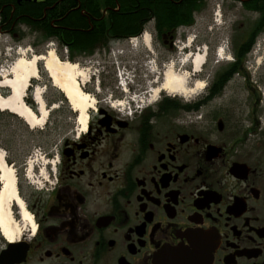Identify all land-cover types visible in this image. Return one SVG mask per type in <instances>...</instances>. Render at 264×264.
<instances>
[{
  "label": "flooded vegetation",
  "instance_id": "flooded-vegetation-1",
  "mask_svg": "<svg viewBox=\"0 0 264 264\" xmlns=\"http://www.w3.org/2000/svg\"><path fill=\"white\" fill-rule=\"evenodd\" d=\"M50 1L37 0L46 5L41 20L65 3L79 68L90 72L79 59L103 42L129 46L130 39L132 48L148 49L152 64L140 54L129 71L116 65L111 79H128L120 89L98 68L90 72L96 80L82 89L95 103L86 131L45 154L49 166L19 167L17 193L30 220L13 210L18 227L12 241L0 232V264H264V106L256 95L247 111L212 106L233 75L246 79L264 55V0ZM24 3L0 0V23L10 26L1 33L23 21L13 12ZM211 17L219 37L207 47ZM113 25L135 26V33L110 35ZM93 35L99 41L90 53L78 40ZM217 46L231 63L204 82V95L160 93L152 101L169 56L175 63L178 50L190 57ZM143 67L147 74L132 80ZM185 70L190 85L203 78L190 64Z\"/></svg>",
  "mask_w": 264,
  "mask_h": 264
},
{
  "label": "rangeland",
  "instance_id": "rangeland-1",
  "mask_svg": "<svg viewBox=\"0 0 264 264\" xmlns=\"http://www.w3.org/2000/svg\"><path fill=\"white\" fill-rule=\"evenodd\" d=\"M23 5L26 4L24 3ZM21 8L23 9V16H28L29 14L26 13V9L23 7ZM204 12L205 17L209 15L207 11ZM8 14L9 10L7 11V15L5 17L6 19L8 18ZM23 16H21V13H15L14 10L13 19L22 17L23 21L22 23L21 21L19 22L21 24L15 25L13 31L8 34L1 33L2 30H8L9 28H7V26L1 25L0 23V28H3L0 29V72L6 70V68L15 62L18 57H21V55L26 56V58H30L31 55L45 54L49 50H52L60 60L75 64L76 60H73L75 53L72 52L71 55L69 49H66L64 46L62 47L60 43L55 41V38L52 37L50 39V35H47L44 29L42 35L38 30H36L37 27L35 25H32L31 23L27 24L26 18ZM212 17L211 20L213 19ZM28 20L31 19L28 18ZM207 21L209 23L210 19ZM215 25L216 23H214L212 20V22L209 25H206L204 28L205 36L203 41H205V45L207 47L208 41L213 40L215 36L219 37L218 31H216V28L218 27ZM210 27L212 29H210ZM225 37L226 36L222 34L219 44ZM135 43H130L131 46H126V43L125 45H114L111 43V41H108L106 47L99 49V51L95 52L94 56L91 58L88 56L90 58L89 61L87 56L82 55V57L79 59V63L83 68L87 67L85 65H92V69L90 70L91 74L93 73L94 68H98L99 72L102 71L103 74H107L106 80H111L112 84H114V87L116 89H120L118 87V82L120 79L118 77L116 78L115 75L114 78L111 79V74H115V71L117 72L118 70L121 71V67H125V70L129 71L127 65L134 63L133 56H135L134 58L138 60L140 54H143V56H145V54H150L147 53L148 49L146 48H132V44ZM202 43L203 42H201V45ZM218 47L219 46H217V49H219ZM112 48L123 52H120L119 54H112ZM182 50L177 51L176 60L174 63L176 71H179L180 69L186 71L185 67L189 64L188 62L185 63L186 65L180 64L181 60L186 57L183 55ZM216 53V50L214 53L208 51L205 64L203 65L205 66V69L204 71L200 72V75L203 77L200 79V81H211L212 79L217 78L218 74L229 67L227 64H230L231 60L228 61L223 59L221 61L217 59ZM260 57L262 58L259 64L256 63L252 68L245 71L247 76L246 79H244V77L240 74H235L232 76L230 83L227 84L219 94L221 99L215 101V103L212 105L213 107H217L220 103L222 106L227 107V109L230 111L232 108L236 107L244 110L246 103L248 107L250 106V97H254L255 95L262 100L261 105L264 106V84H256L258 81L257 77L260 75L264 81V55L260 54ZM173 58L174 57L169 56V61L166 63V67L170 65L171 62H173ZM146 64H148V66L152 64L151 54L149 58L146 59ZM116 65H118V70L115 69ZM37 67L39 79L30 81L28 88L30 91L26 92L25 100L26 103L29 104V109L35 112L36 106L32 100V94L35 92V89H40L41 92H43V100L48 111H50L53 106L56 107L49 112L44 125L40 128L30 129L16 115L11 114L10 112H0V150L5 153V159L8 165L14 169L17 177L19 174V167H21V169L24 171L29 169L30 164L35 166L34 170H40L44 166H49L50 163L45 158V154H51L55 146L59 144L63 138H71L75 136L76 133L83 134V132L80 131L81 129L79 126H76V123L72 119L73 116L76 119V114L72 112L62 93L58 92L56 88L52 87L51 82L43 70L42 63H39ZM257 67L258 69H256ZM145 69L147 70L146 67H143L142 69L138 68L137 72H135L136 76L132 80L136 81L141 79V75H143L141 72L147 74ZM90 72H88L89 75ZM120 76L123 79H127V76ZM95 80L96 77H91L88 85L86 86H91V83ZM247 80H250L251 84L249 85L253 86V89L248 87V84L244 83ZM205 89L206 87L201 93L195 96L204 95L206 92ZM1 94L6 96L7 91L2 90ZM88 95L91 96V93ZM164 95L167 96L168 94L164 93ZM244 111H247V109ZM75 128H77V130ZM13 210L15 211L18 209L13 207ZM14 221L17 223L16 220Z\"/></svg>",
  "mask_w": 264,
  "mask_h": 264
},
{
  "label": "bare ground",
  "instance_id": "bare-ground-1",
  "mask_svg": "<svg viewBox=\"0 0 264 264\" xmlns=\"http://www.w3.org/2000/svg\"><path fill=\"white\" fill-rule=\"evenodd\" d=\"M145 41L147 42V40ZM223 56L222 48H219L216 57L222 61ZM205 60L206 50L203 48L190 57L183 58L180 64L186 65L185 63L188 62L193 75L196 76L200 74ZM39 63H42L43 70L52 87L62 93L70 109L76 114V126H79L80 131L84 133L88 124V111L94 107L95 103L94 99L82 90L89 82V74L86 70L79 68L76 63L60 60L52 50L45 54L34 55L29 59L18 57L9 70L0 73V88L9 91L5 98L0 96V111L16 115L30 129L40 128L44 125L49 112L56 107L53 106L48 111L43 100V92L40 89H35L33 94L35 112L24 104L30 81L39 79L37 69ZM190 76L192 75L189 72L182 69L176 71L174 63H171L166 67L159 84L153 88L152 101L160 93L181 97H193L201 93L205 88L204 82L196 80L190 85ZM31 168H35V166L30 164L29 169ZM16 184L15 171L6 163L5 154L0 150V232L8 241L14 239L13 231L18 227L13 219V207L19 210L21 221L30 220L24 204L18 196Z\"/></svg>",
  "mask_w": 264,
  "mask_h": 264
},
{
  "label": "trees",
  "instance_id": "trees-1",
  "mask_svg": "<svg viewBox=\"0 0 264 264\" xmlns=\"http://www.w3.org/2000/svg\"><path fill=\"white\" fill-rule=\"evenodd\" d=\"M53 1V2H52ZM55 0H51L48 3H54ZM65 3H59L52 7L50 10H46V19L37 21L35 19H42L43 17V9L44 4H41L39 2H33L30 1L26 5H24V8L26 9V13H28V17L31 20L26 19L27 24H32L37 27L36 30H38L43 35V29L46 32L47 35H50L49 38L52 37L55 38V41L60 43V45L63 47H66V49H69V52L72 55L73 52V46L75 45V41L72 39V29L74 28L73 20L71 19V15L66 16L67 9L64 8ZM22 7V6H21ZM21 7L15 8V13H21V16H23L22 12L23 9ZM34 19V20H32ZM55 19H61L58 21H52ZM50 22H52V26L50 25ZM124 26V27H123ZM10 26L7 25V28ZM45 27V28H44ZM108 28V34L113 35L115 33L117 34H134L135 31H131L134 29L135 26H127V25H116V26H106ZM101 32L103 30L101 29ZM47 40V39H46ZM97 41L98 36H88L83 39L78 40V44L82 47L87 49L90 53H93L94 50L97 47ZM103 46H107L106 42H103ZM72 58V57H71Z\"/></svg>",
  "mask_w": 264,
  "mask_h": 264
},
{
  "label": "water",
  "instance_id": "water-1",
  "mask_svg": "<svg viewBox=\"0 0 264 264\" xmlns=\"http://www.w3.org/2000/svg\"><path fill=\"white\" fill-rule=\"evenodd\" d=\"M34 2H36V0H34Z\"/></svg>",
  "mask_w": 264,
  "mask_h": 264
}]
</instances>
